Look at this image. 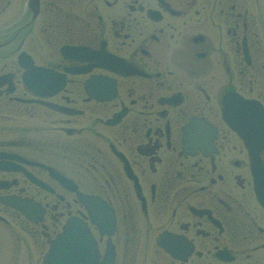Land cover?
I'll use <instances>...</instances> for the list:
<instances>
[{
  "label": "flooded vegetation",
  "instance_id": "af4514ba",
  "mask_svg": "<svg viewBox=\"0 0 264 264\" xmlns=\"http://www.w3.org/2000/svg\"><path fill=\"white\" fill-rule=\"evenodd\" d=\"M263 120L264 0H0L4 264L69 217L98 262L264 264Z\"/></svg>",
  "mask_w": 264,
  "mask_h": 264
},
{
  "label": "water",
  "instance_id": "95a60500",
  "mask_svg": "<svg viewBox=\"0 0 264 264\" xmlns=\"http://www.w3.org/2000/svg\"><path fill=\"white\" fill-rule=\"evenodd\" d=\"M81 202L89 208L90 203H99V210L106 208L98 198L92 196L78 195ZM4 203L20 210L25 215L39 219L41 210L36 204L12 198H2ZM107 209V208H106ZM96 210V208H95ZM108 210V209H107ZM91 237L85 225L77 222H68L64 232L59 234L50 244V249L44 257L42 264H88V259L93 252ZM90 252V254H88Z\"/></svg>",
  "mask_w": 264,
  "mask_h": 264
},
{
  "label": "rangeland",
  "instance_id": "374dc122",
  "mask_svg": "<svg viewBox=\"0 0 264 264\" xmlns=\"http://www.w3.org/2000/svg\"><path fill=\"white\" fill-rule=\"evenodd\" d=\"M15 220H17V218L13 217ZM37 229H39L38 226H36ZM1 229V228H0ZM33 229V228H32ZM34 230V229H33ZM22 233V232H21ZM50 233V232H49ZM22 235L26 236L25 233H22ZM0 238L2 239L3 241V245L4 244H7L5 246H2V250H0V264H4L7 257L9 256V253H10V250H11V244H10V241L12 243V239H10L8 236H7V233L4 232L3 230H0ZM39 241H42L40 240L39 238ZM10 244V245H9Z\"/></svg>",
  "mask_w": 264,
  "mask_h": 264
}]
</instances>
